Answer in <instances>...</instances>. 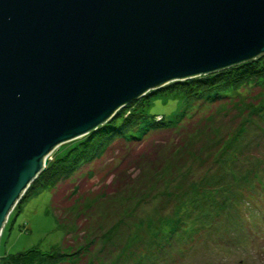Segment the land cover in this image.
<instances>
[{"label":"rangeland","instance_id":"rangeland-1","mask_svg":"<svg viewBox=\"0 0 264 264\" xmlns=\"http://www.w3.org/2000/svg\"><path fill=\"white\" fill-rule=\"evenodd\" d=\"M114 129L127 132L109 143ZM45 171L0 264H264V56L151 92Z\"/></svg>","mask_w":264,"mask_h":264},{"label":"water","instance_id":"water-1","mask_svg":"<svg viewBox=\"0 0 264 264\" xmlns=\"http://www.w3.org/2000/svg\"><path fill=\"white\" fill-rule=\"evenodd\" d=\"M264 56V0H0V240L62 145Z\"/></svg>","mask_w":264,"mask_h":264},{"label":"trees","instance_id":"trees-1","mask_svg":"<svg viewBox=\"0 0 264 264\" xmlns=\"http://www.w3.org/2000/svg\"><path fill=\"white\" fill-rule=\"evenodd\" d=\"M133 104V103H132ZM130 123V121L128 122V123H126V127H127V124H129ZM127 132V129H126V131H124L123 129H121V130H116V129H114L113 131H112V133H111V138H109V143H111L114 139V137L115 136H113L114 134H124V133H126ZM63 166H65V163H64V165ZM47 171V170H46ZM45 170H44V172H46ZM43 172V173H44ZM68 175H69V172H66L65 170H62V171H59L58 173H56L52 178V183H55V182H59V180L61 179V177H64V178H66V177H68ZM36 183V182H35ZM34 183V184H35ZM34 184L32 185V187H31V189L32 188H35V186H34ZM48 184H49V182L48 183H45L44 184V186H46V187H48ZM31 189H30V191H31ZM60 195L58 194V193H53L52 194V204H51V206H52V208L54 209V211H55V214H56V216H57V218H58V221L61 223V219H60V215L58 214V209H60V208H62L63 207V204H59L60 203V199H62V198H60L59 197ZM62 203H64V202H62ZM67 248V247H66ZM33 253H39V251H34V252H31L30 253V256L33 254ZM1 254V253H0ZM42 255H45V256H48L54 263H57V262H59L61 259L63 260L64 259V257L66 256L65 254H63V253H60V252H53V253H51V254H42ZM7 257V256H6ZM15 260H17L16 261V263L18 262L19 263V260H23V259H21V258H19V259H15Z\"/></svg>","mask_w":264,"mask_h":264}]
</instances>
